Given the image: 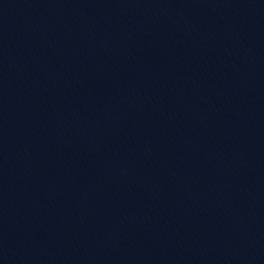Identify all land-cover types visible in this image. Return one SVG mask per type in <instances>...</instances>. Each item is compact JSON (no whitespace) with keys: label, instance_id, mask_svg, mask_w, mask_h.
Wrapping results in <instances>:
<instances>
[{"label":"water","instance_id":"obj_1","mask_svg":"<svg viewBox=\"0 0 264 264\" xmlns=\"http://www.w3.org/2000/svg\"><path fill=\"white\" fill-rule=\"evenodd\" d=\"M0 264H264V0H0Z\"/></svg>","mask_w":264,"mask_h":264}]
</instances>
